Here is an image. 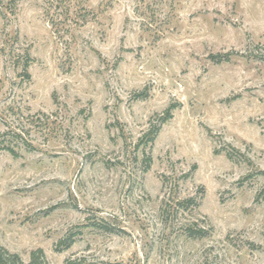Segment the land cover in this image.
Segmentation results:
<instances>
[{
	"label": "rangeland",
	"instance_id": "1",
	"mask_svg": "<svg viewBox=\"0 0 264 264\" xmlns=\"http://www.w3.org/2000/svg\"><path fill=\"white\" fill-rule=\"evenodd\" d=\"M46 1L0 8L1 246L21 264H264V0H90L87 22Z\"/></svg>",
	"mask_w": 264,
	"mask_h": 264
},
{
	"label": "trees",
	"instance_id": "2",
	"mask_svg": "<svg viewBox=\"0 0 264 264\" xmlns=\"http://www.w3.org/2000/svg\"><path fill=\"white\" fill-rule=\"evenodd\" d=\"M46 2L48 3V6H49V9H48L49 12L47 13V16H49V13L51 14V10L52 11H53V9L56 10V8L58 7V8L63 10L61 15H64L66 20L71 21V16H72L73 12H75L79 16H81V18L84 20V22H87L89 20V18L94 17L93 10H89L87 8V4L90 2V0H47ZM0 8H3L7 12H11L12 14H15L16 2H15V0H10V1H8V3H5L4 1L0 0ZM29 118L32 120L31 121L32 124L35 123L34 117H29ZM37 123H39V126H38L39 128H44L45 130L49 129L50 131L55 130V129H53L52 123L49 121L48 117H45L43 121L37 120ZM3 136L22 139V137L20 135H17L14 132H10V133L8 132V133L4 134ZM152 140H153L152 139V133L149 132L147 135L145 134L143 136V138L141 139L140 146H146V145H148L149 142H152ZM4 142H5V140L0 141V150H8V151H11L12 153H14V150L10 146L3 145ZM27 142H28L27 144H29V147L33 148L32 144L29 143V141H27ZM143 154L145 155L146 153H143ZM149 162H150V158H148V156L145 155L144 160H143L145 172H147L149 167H150ZM165 205H166L167 209L164 210L163 213L167 217L166 220L170 221V220H172L173 217H177L178 211L174 210L173 212H171L170 207L172 209H173V207L170 204H165ZM174 206L177 207V210L190 211L192 209L197 208L199 206V202L197 201V199L190 197V198H186L183 200L176 201ZM91 227L99 229L100 231H103V232L110 233V234L121 233V231H119L120 229H118L116 226H114L111 223L106 222V221L104 222L101 220H96V221H94V223L91 224ZM183 231L185 232L186 236L188 238H191V239H205V238L210 236L209 230H207L205 228H201V227L197 226L196 224H192L190 226L183 228ZM81 234H82L81 231H77V233H72L68 238H66V241L61 243L60 248L61 247H64V248L70 247L74 238L76 236L81 235ZM0 264H21V260H20L19 256L9 253L0 244ZM31 264H47L43 255H42V252H40V251L35 252L32 255ZM68 264H77V263L69 262Z\"/></svg>",
	"mask_w": 264,
	"mask_h": 264
}]
</instances>
